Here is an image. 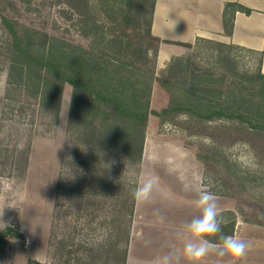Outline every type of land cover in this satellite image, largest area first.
Segmentation results:
<instances>
[{
	"label": "rangeland",
	"instance_id": "1",
	"mask_svg": "<svg viewBox=\"0 0 264 264\" xmlns=\"http://www.w3.org/2000/svg\"><path fill=\"white\" fill-rule=\"evenodd\" d=\"M211 8L216 12L217 3ZM1 14L85 48L91 44L80 17L65 0H33L30 7L19 0H0V44L7 37ZM210 46L199 41L195 49L185 47V55L210 65ZM233 54L243 72L256 70L260 63L258 52L237 46ZM164 63L157 58L156 76L162 75ZM71 100L72 87L65 84L58 116L48 112L25 91L10 86L7 60L0 55V230L18 226L23 234L22 239L0 241V264H27L28 258L48 264H120L124 257L130 215L119 214V188L101 187L90 200H81L70 197L71 187H59L61 172L71 176L84 154L68 126ZM168 101V92L154 81L151 108L160 111ZM171 118L149 116L142 161L127 171L128 181L137 186L157 178L149 199L153 206L143 204L140 210L187 224L198 215L187 201L210 190L226 221L223 234L250 241L252 247L240 259L212 251L209 264H264V137L229 123H198L186 115ZM216 147L221 150L218 163L209 159ZM209 239L218 242V237Z\"/></svg>",
	"mask_w": 264,
	"mask_h": 264
},
{
	"label": "trees",
	"instance_id": "2",
	"mask_svg": "<svg viewBox=\"0 0 264 264\" xmlns=\"http://www.w3.org/2000/svg\"><path fill=\"white\" fill-rule=\"evenodd\" d=\"M19 1L30 7L33 0ZM156 1L65 0L80 17L83 34L91 38L89 48L1 14L7 37L0 44V55L7 60L10 86L25 91L55 116L61 109L64 85L72 87L68 126L84 154L71 176L61 172L59 187L65 191L71 187L70 197L81 200H90L101 187H118L123 198L119 214L130 215L127 242L137 187L128 181L127 171L142 161L151 114L164 120L186 115L198 123H229L264 137L261 58L256 70L243 72L233 54L237 46L197 38L195 43L181 44L195 49L199 41L210 43L214 57L210 65H200L185 54L173 56L161 69L162 75L156 76L162 42L151 32ZM237 11L249 14L251 9L226 4L224 27L229 35ZM154 81L169 94L167 106L160 111L151 108ZM187 123L181 124L190 129ZM220 151L211 149L209 159L218 163ZM118 222L119 230L123 221ZM8 238L22 239L20 228L1 229L0 241ZM118 244L119 240L114 246ZM126 252L127 247L120 264H125ZM27 264L48 263L28 258Z\"/></svg>",
	"mask_w": 264,
	"mask_h": 264
},
{
	"label": "crops",
	"instance_id": "3",
	"mask_svg": "<svg viewBox=\"0 0 264 264\" xmlns=\"http://www.w3.org/2000/svg\"><path fill=\"white\" fill-rule=\"evenodd\" d=\"M213 2L217 3L214 13ZM228 3H239L251 9L249 14L235 12L230 35L224 27V10ZM151 32L162 41L158 59L165 60L164 66L171 57L185 54V46L181 43H195L197 38H204L260 53L264 73V0H157ZM176 47L178 50L173 49ZM153 204L152 200L144 203L147 207ZM140 206L135 202L125 264H153L174 249L180 256L179 264H189L182 255L183 241L178 237L186 224L165 216L160 223L157 215L147 209L140 210ZM163 239L173 242H150ZM209 261V255L206 261L202 260L203 264Z\"/></svg>",
	"mask_w": 264,
	"mask_h": 264
},
{
	"label": "clouds",
	"instance_id": "4",
	"mask_svg": "<svg viewBox=\"0 0 264 264\" xmlns=\"http://www.w3.org/2000/svg\"><path fill=\"white\" fill-rule=\"evenodd\" d=\"M164 127L167 129L170 125L166 123ZM156 183L157 178L152 177L136 187L133 196L138 205L149 201ZM187 203L198 211V215L194 216L178 233V237L183 241L182 255L187 261L191 264H199L212 251L220 256L229 255L237 259L247 256L252 247L250 241L223 234L222 225L226 221L219 211L217 197L213 192L200 191L196 199L187 201ZM158 221L163 223L164 217L158 215ZM209 237H218V242ZM179 260L180 256L174 249L157 258L153 264H179Z\"/></svg>",
	"mask_w": 264,
	"mask_h": 264
}]
</instances>
